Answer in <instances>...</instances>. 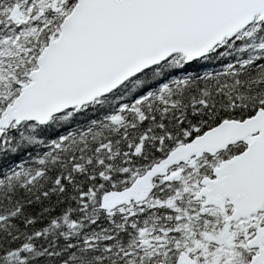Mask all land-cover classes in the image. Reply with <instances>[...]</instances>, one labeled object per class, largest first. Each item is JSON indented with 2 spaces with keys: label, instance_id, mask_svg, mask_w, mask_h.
<instances>
[{
  "label": "snow or ice",
  "instance_id": "6c2138e0",
  "mask_svg": "<svg viewBox=\"0 0 264 264\" xmlns=\"http://www.w3.org/2000/svg\"><path fill=\"white\" fill-rule=\"evenodd\" d=\"M0 264H264V0H0Z\"/></svg>",
  "mask_w": 264,
  "mask_h": 264
}]
</instances>
